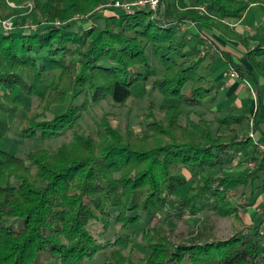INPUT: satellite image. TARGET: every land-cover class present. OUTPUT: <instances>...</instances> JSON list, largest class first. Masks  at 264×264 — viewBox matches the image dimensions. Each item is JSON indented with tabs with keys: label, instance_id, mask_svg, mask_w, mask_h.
<instances>
[{
	"label": "trees",
	"instance_id": "trees-1",
	"mask_svg": "<svg viewBox=\"0 0 264 264\" xmlns=\"http://www.w3.org/2000/svg\"><path fill=\"white\" fill-rule=\"evenodd\" d=\"M138 1L0 0V139L15 121L27 138L74 129L71 142L55 150L25 158L0 150V264H91L102 256L103 264H264V221L254 224L264 205L247 226L234 201L252 187L254 206L264 183V25L247 36L228 22L253 6L264 14L262 0H160L156 10L131 13L108 6ZM24 18L38 22L26 29ZM12 20L6 31L3 23ZM190 23L196 28L180 36ZM215 31L244 50L238 57L233 47L217 48L223 61L259 86L257 142L240 140V116L219 119L229 130L214 135L208 121L173 105L161 117L148 108L146 137L120 131L110 115L95 131L80 128L92 105L126 106L141 83L181 105L206 101L201 36ZM40 90L37 107L27 109L26 98ZM240 151L254 170L231 174ZM214 216L235 220L248 235L235 227L231 238L216 239ZM176 220L192 223L178 241L169 227Z\"/></svg>",
	"mask_w": 264,
	"mask_h": 264
},
{
	"label": "rangeland",
	"instance_id": "rangeland-1",
	"mask_svg": "<svg viewBox=\"0 0 264 264\" xmlns=\"http://www.w3.org/2000/svg\"><path fill=\"white\" fill-rule=\"evenodd\" d=\"M264 5V0H262ZM13 7H15L13 5ZM101 11V10H100ZM15 22V20H12ZM38 19L27 20L24 18L22 21L26 29L32 28L36 25ZM232 26L234 25L238 31L247 36H252L255 34L256 30L264 25V14L259 6H253L248 11V13L241 20H229L228 21ZM86 25V24H85ZM86 26H90V23ZM196 25L190 23L183 25L181 27V34L187 33L189 29H195ZM206 33H208L207 30ZM208 36V34H207ZM205 34H202L204 39L203 48H201L199 58L204 59L203 67L200 70V73L206 76L208 84L211 87V92L209 98L206 101H203L197 107H189L181 105L178 101L173 99H167L161 94L151 95L150 91L152 89L151 84L141 83L134 87L133 97L129 100L126 106L114 105L111 102H103L100 104L92 105L88 112H86L84 119L80 123V128L83 130L95 131L98 129L100 120L105 115H110V120L112 125L118 128L120 131L125 132L126 129H132L135 134L141 137H146L148 132L146 130V118L148 108H153V112L157 117L163 115V110L161 108H167V106H179L184 113L191 115L192 119L195 121H208L211 124V129L214 135L218 133H227L229 128L221 125L220 120L222 117L228 116H240L244 119L241 125H237L235 128L239 132L240 140L244 141L246 138H251L253 141H258V136L254 133V115L259 106L260 99L258 98L259 86L255 84L253 80H250L249 85L245 84L247 92L250 95L248 99L242 101L243 107H240L237 103L233 93L237 91L238 87L230 86L233 79H236V83H241L238 73L231 68L230 65L226 64L221 58L219 48L221 51L224 49L234 48L232 52L241 57L243 49L238 47L235 43H227L219 37V34L215 31L212 34H209L207 37ZM254 44H252L253 46ZM236 50V51H235ZM231 51V50H230ZM241 53H238V52ZM220 56V57H219ZM152 63L155 64V59L151 57ZM236 73L237 78H231V74ZM159 74L162 75V69H159ZM222 78V79H221ZM231 80V81H230ZM247 80V79H246ZM263 84V80L261 82ZM231 87V88H230ZM146 90V92H144ZM255 95V96H254ZM42 97L41 90L33 98H26L28 102L27 109H35L37 104H39ZM154 104H153V103ZM262 103L264 104V94L262 95ZM67 107L57 108V113L66 112ZM263 113V112H262ZM72 130L71 134L60 136L56 139L43 140L40 136L35 138H27L22 135L21 128L18 121H15L11 127V131L3 139H0V150L6 151L7 153L19 157L25 158L26 154L30 151L36 149H49L55 150L61 147L64 144L70 143L72 140ZM254 137H253V136ZM249 150V146L247 147ZM262 150V149H261ZM235 155V160L232 164L231 174L241 172L242 175L251 172L254 170V164L247 159L246 151H240ZM259 188L256 189L254 201L255 205L252 206L249 201V196L252 187H248L245 191L242 189L243 195H239L234 201L244 207L242 212L243 219L247 226H250L253 222L251 219V214L259 210L264 205V183L258 185ZM184 189H182L183 192ZM262 197V198H260ZM263 199V200H261ZM202 219H205V216H201ZM210 217V216H209ZM213 222V234L214 237L218 240H227L235 234V227L241 228L244 230V235H248L249 230L243 228L239 223L230 218L218 219L217 217H212ZM17 223L15 226H19V219L16 220ZM261 221H264V217L257 216L254 220L256 226H260ZM145 221L138 227L136 230H140L144 226ZM191 222H183L182 220H176L169 224V227L174 231L173 239L178 241L183 237H186L190 232ZM261 233L264 237V223L260 226ZM104 258L99 257L94 263L91 264H103Z\"/></svg>",
	"mask_w": 264,
	"mask_h": 264
},
{
	"label": "built area",
	"instance_id": "built-area-1",
	"mask_svg": "<svg viewBox=\"0 0 264 264\" xmlns=\"http://www.w3.org/2000/svg\"><path fill=\"white\" fill-rule=\"evenodd\" d=\"M159 2H160V0H140V1L133 3V4H123L122 5L120 3H112L108 6L120 7V8H123L126 12L131 13L132 11H134L137 8L138 9L141 8V9L156 10L158 8ZM3 27L6 31H11L14 29V23L12 21L4 22ZM32 28H34V26ZM230 76H231V78H237L238 77V75L236 73H232Z\"/></svg>",
	"mask_w": 264,
	"mask_h": 264
},
{
	"label": "crops",
	"instance_id": "crops-1",
	"mask_svg": "<svg viewBox=\"0 0 264 264\" xmlns=\"http://www.w3.org/2000/svg\"><path fill=\"white\" fill-rule=\"evenodd\" d=\"M222 79V78H221ZM236 79H233L232 80V83H230V86L232 87V86H234L235 88H237L238 87V89H237V91H235L234 93H233V97L235 96V98H236V100L238 99V101H237V103L238 104H240L239 106L240 107H243V105H242V101L243 100H245V99H248V97L250 96L249 94H248V92H247V88L245 87L246 85L245 84H247V85H249V81L250 80H247V81H242V80H240L241 81V83H236V81H235ZM231 81V80H230ZM261 85H262V83H261ZM230 87V88H231ZM260 198H262V197H260ZM261 200H263V199H261Z\"/></svg>",
	"mask_w": 264,
	"mask_h": 264
}]
</instances>
